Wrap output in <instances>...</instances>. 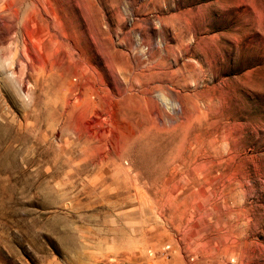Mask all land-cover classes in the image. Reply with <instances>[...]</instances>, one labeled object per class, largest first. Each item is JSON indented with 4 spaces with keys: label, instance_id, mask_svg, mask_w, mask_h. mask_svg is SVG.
<instances>
[{
    "label": "rangeland",
    "instance_id": "1",
    "mask_svg": "<svg viewBox=\"0 0 264 264\" xmlns=\"http://www.w3.org/2000/svg\"><path fill=\"white\" fill-rule=\"evenodd\" d=\"M0 264H264V0H0Z\"/></svg>",
    "mask_w": 264,
    "mask_h": 264
},
{
    "label": "bare ground",
    "instance_id": "2",
    "mask_svg": "<svg viewBox=\"0 0 264 264\" xmlns=\"http://www.w3.org/2000/svg\"><path fill=\"white\" fill-rule=\"evenodd\" d=\"M4 34H6V33H2L1 35L3 36Z\"/></svg>",
    "mask_w": 264,
    "mask_h": 264
}]
</instances>
